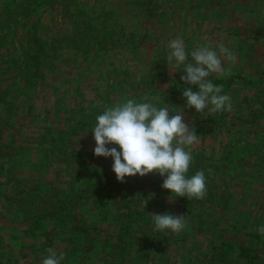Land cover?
Returning a JSON list of instances; mask_svg holds the SVG:
<instances>
[{
    "label": "rangeland",
    "instance_id": "obj_1",
    "mask_svg": "<svg viewBox=\"0 0 264 264\" xmlns=\"http://www.w3.org/2000/svg\"><path fill=\"white\" fill-rule=\"evenodd\" d=\"M100 1L119 7L123 22L140 21V30L148 33L139 49L146 63L109 49L98 67L85 68L79 55L65 57L28 84L14 65V37H7V48H0V91L18 86L26 90L10 117L0 108V155L14 163L0 159L5 175L0 176V252L18 256L15 264H41L49 248L64 254L61 264H264V235L257 231L264 225V0H151L147 20L133 15L125 4L129 0ZM65 10L57 9L56 18ZM178 36L189 53L197 46L223 42L236 56L235 62L224 60L229 76L212 77L222 85V94L231 97L232 111L202 117L194 108L184 110L190 130L198 135L192 152L202 149L205 162L211 163L204 172L205 198L176 197L169 202L163 179L147 174L126 177L137 179L142 188L128 185L116 195L123 203L117 198L108 202L101 181L113 173L112 158L93 154L96 117L106 107L146 94L159 98L153 101L157 107L167 106L173 113L183 108L182 91L188 85L180 80V69L167 63L168 42ZM147 79L150 85L143 82ZM73 122L84 125L76 124L75 134L67 139L70 144H52L50 131L67 133ZM43 134H48L46 140L38 141ZM71 150L78 153L74 159ZM11 171L20 180L22 194L15 192ZM60 181L79 187L78 202L69 203L63 196L55 202L52 190ZM30 191L36 194L34 200L26 197ZM104 201L106 220L98 215ZM64 202L65 215H73L82 229H73L71 223L64 230L50 224V234H43L30 213L55 211ZM149 213L185 215L188 226L179 235L154 231Z\"/></svg>",
    "mask_w": 264,
    "mask_h": 264
},
{
    "label": "trees",
    "instance_id": "obj_2",
    "mask_svg": "<svg viewBox=\"0 0 264 264\" xmlns=\"http://www.w3.org/2000/svg\"><path fill=\"white\" fill-rule=\"evenodd\" d=\"M125 4L131 8L133 15L134 13H136L135 16L138 14L136 16L137 19L139 18V14L145 20L149 19L152 15V9L149 8L151 0H129ZM61 7L66 8V10L60 18H56V10ZM119 10V7L116 9L113 6L102 3L100 0H87L85 2L83 0H11L9 2L8 0H0V48H7V37L10 35L14 37L11 45L12 49L17 52L18 57L14 65H19L18 68L20 72H24L28 84L33 83L32 80L36 77L43 76L46 66L52 67L57 62L65 59V57H78L79 55L80 60L78 61L85 62V68L93 65L98 67L103 63L109 49L116 50L117 54L119 52L124 53V55L129 53L131 59L146 63L147 60L140 54L139 49L148 33L146 30H140V21L138 20L130 21L131 27H129V23L121 20V12ZM20 60L21 64H19ZM148 63L150 64V61ZM144 81L149 85L152 83L150 79ZM25 93L26 90H23L19 86L15 88H3L0 91V108L6 111V115L10 117V114L15 109V102ZM153 93L154 91L151 92V94ZM8 96L9 99L7 100ZM139 99L138 96V101H136L141 102ZM76 124L84 125V123L73 122L66 129L67 133H61L56 129L51 130L49 134L51 143L70 144V141L67 139L69 136L75 134L74 129ZM209 132L210 129H208L207 133ZM46 135L48 134L40 136L38 141L46 140ZM76 154H78L76 150H71L72 159H74ZM192 156L193 160L188 175H193L196 169H198L197 171L203 170L205 172L207 166L211 163L205 162L207 158L203 154V150L199 149L196 152H192ZM0 159L7 162L10 166H14L10 158L5 159V157L0 155ZM87 169L90 168L88 167ZM10 173L17 184L15 192L22 194L23 191L19 186V178L12 171ZM0 176L5 175L0 173ZM159 178V181L163 179L161 176ZM107 181L111 182L110 186ZM60 182L66 184L58 183L55 185L57 186V190H52L56 196L55 202L61 201L60 196L68 199L69 203L72 200L78 202L79 200L76 199V189L79 193V187L76 186L75 189L74 183L69 181ZM135 183L138 184L139 181L131 179L121 183L116 180L114 172L106 174L101 181L102 195H104V198L108 202L117 198V202L123 203L124 200H120V197L116 195L128 185ZM138 187H140V190L142 188L141 184H138ZM0 193H3V191H0ZM25 194L31 200H34V196L36 195L31 191ZM86 198L87 196L82 199ZM132 198L133 195L129 196L126 200L127 202L129 201L125 205L126 207L129 206ZM105 202L99 206L100 212L98 215H102V220H106L107 218V207L104 206ZM27 206L28 210H31L33 204L30 202ZM67 208L68 206L64 202L55 211H46L45 214H33L31 212L30 215L31 219L40 225L41 229H43V234L46 235L50 234L51 228H46L50 224L57 229L62 227L64 230L67 223H71L73 229H82L79 223H76L74 220L73 215L72 217L65 215L62 209ZM66 213L70 212L66 211ZM48 239L49 244H51L52 239ZM5 254L3 251L0 252V264H15L20 262L18 256L13 257Z\"/></svg>",
    "mask_w": 264,
    "mask_h": 264
},
{
    "label": "clouds",
    "instance_id": "obj_3",
    "mask_svg": "<svg viewBox=\"0 0 264 264\" xmlns=\"http://www.w3.org/2000/svg\"><path fill=\"white\" fill-rule=\"evenodd\" d=\"M167 47V63L180 69L183 73L180 80L188 85L182 91L184 107L173 113L167 106L157 107L153 101L159 98L147 94L141 102L126 99L106 107L96 117L91 130L95 142L93 154L112 158V171L118 182H125L126 177L158 174L163 177L161 187L169 192V202L176 197L202 200L207 192V179L203 170L188 175L193 160L192 147L198 143V135L190 130L184 110L194 108L202 117L232 111L231 97L222 94V85L215 84L212 77L229 76L230 70L225 68L224 60L235 62L236 56L223 42L215 47L211 44L197 46L189 53L179 36L170 40ZM192 86L197 90L193 91ZM170 113L173 114L170 116ZM110 145L118 146L119 150ZM172 194L174 198H170ZM147 202L148 198L141 205L143 210ZM149 214L154 231L168 230L179 235L188 226L185 215ZM257 231L264 235V225L258 226ZM47 251L41 264H61L64 260L62 252L58 254L53 248Z\"/></svg>",
    "mask_w": 264,
    "mask_h": 264
}]
</instances>
